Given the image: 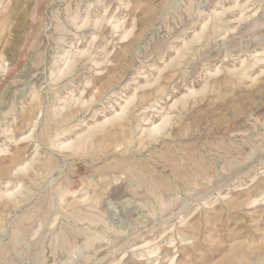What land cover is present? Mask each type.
Returning a JSON list of instances; mask_svg holds the SVG:
<instances>
[{"label":"rangeland","instance_id":"obj_1","mask_svg":"<svg viewBox=\"0 0 264 264\" xmlns=\"http://www.w3.org/2000/svg\"><path fill=\"white\" fill-rule=\"evenodd\" d=\"M0 264H264V0H0Z\"/></svg>","mask_w":264,"mask_h":264}]
</instances>
